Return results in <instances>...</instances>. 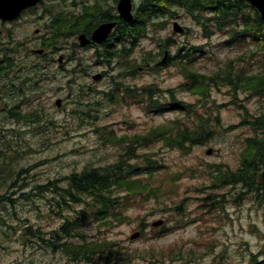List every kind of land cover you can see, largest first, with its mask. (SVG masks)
<instances>
[{
  "label": "rangeland",
  "instance_id": "374dc122",
  "mask_svg": "<svg viewBox=\"0 0 264 264\" xmlns=\"http://www.w3.org/2000/svg\"><path fill=\"white\" fill-rule=\"evenodd\" d=\"M65 1L42 0L34 10L23 12L11 22L4 24L0 20V56L5 54L7 48L12 49L16 41H24L26 46L15 53L11 52L15 68L8 72L7 78L0 79V127L5 129L2 133L4 137H0L16 150L11 151V158L10 152H7L10 170H5L0 176L7 177L11 171L15 173L16 162L17 166H26L29 170L26 178L28 186L17 190L13 196L18 197L35 183H45L71 171H80L87 164L114 162L120 157L121 145L108 141L109 138L106 140L109 134L105 138L102 130H95L97 127L113 131L118 136H132L144 131L146 133L154 125L173 117L174 113L170 111L164 115L145 113L139 104L132 101L130 105L113 104L107 92L111 84L115 89L114 81L121 80L131 88L152 85L161 90L176 88L180 98L189 102L199 98L204 103L200 111L205 116L212 113L208 120L212 133L206 136L202 144L194 145L184 152L164 147L160 143L137 147L136 153L140 155L137 160L143 161L142 156L147 154L163 166L152 178L160 191L156 193L157 197H153L150 192H142L136 201L129 202L128 207L118 206L117 212L125 215L126 220L117 222L109 232L111 240L118 244L120 256L117 261H112L115 258L111 257L110 264H264V192H253L249 180L246 183L239 182L237 188L225 183L221 185L219 183L222 181L216 176L221 168L229 170L239 166L247 139L249 144L264 141L263 135L251 136V131L260 127L264 131V126L255 121L258 116L264 119V101L259 98L247 101L251 96H243L242 91H239L232 104L228 89H217L214 86L206 97L201 98L183 86L186 75L171 64L172 60L159 70L154 67V62L141 64L143 56L148 60H161L163 56L159 53V40L170 36L168 46L162 49L165 54L162 60L167 54H175L176 45L207 43L205 54L198 56L191 70L212 76L220 66L226 67V62L233 60V68H248L249 75L254 79L261 75L260 68L248 60L254 59L252 54L258 52L259 48L249 41H244L240 46L233 44L226 47L221 44L226 35L220 32H214L206 39L192 17L177 9L174 18H162L165 24L161 29L151 26L148 37L141 39L132 51L131 55L136 56L132 59L138 62L136 73L123 77L119 75L121 70L116 68L110 72L109 77L97 83L98 91H91L89 84L93 80L86 72L99 71L100 67L94 64L89 48L73 46V43L78 44L76 36L58 40L56 50L51 46L46 48L47 61L32 52L33 49L42 48L41 39L51 30L49 11L54 15L61 10L73 11L72 0ZM75 1L77 4L82 1L90 4L92 0ZM132 2L135 8L140 0ZM110 14L113 15L112 12ZM45 22H48V28ZM174 24L181 26L183 31L174 30ZM10 35L14 39L10 40ZM173 40L176 45L172 44ZM149 52L152 56H148ZM60 54L65 56L61 65L63 68H60L56 60ZM78 60H81L86 72H81L80 68L69 72ZM33 65L44 68L40 88L33 95L29 89L31 84L26 82L22 85L25 94L22 97L21 82L32 75ZM10 82L15 87H11ZM57 98L61 99L59 106L54 103ZM14 105H18L22 112L42 114V122L51 118L54 124L44 125L45 132L37 133L32 124H23L13 117H7L10 115L9 109ZM79 110L87 111L89 117L80 114ZM207 149H211L212 153L206 154ZM45 159H49V162L42 165L37 163ZM188 168L194 170L193 173ZM33 199L34 202L20 198L13 207L10 204L0 206V217L5 221L14 220L13 214L22 220L27 217L28 222L45 231L57 227L61 220L48 215L47 201L40 197ZM237 200L238 205H233ZM175 208H178L179 213ZM160 219L169 230L154 234L149 228L153 221ZM141 224L147 225L145 235L141 239L132 238L131 235L135 234ZM95 225L83 230L87 240L95 236ZM66 240L71 241L68 242L70 244L83 241L77 236L67 237ZM29 242L22 243L18 233L5 228L0 222V264H98L96 259L90 258L93 255L91 253L79 257L73 256L71 250L58 249L53 253L50 249L39 247L34 241ZM172 254L179 260L173 262L166 258Z\"/></svg>",
  "mask_w": 264,
  "mask_h": 264
},
{
  "label": "trees",
  "instance_id": "16d2710c",
  "mask_svg": "<svg viewBox=\"0 0 264 264\" xmlns=\"http://www.w3.org/2000/svg\"><path fill=\"white\" fill-rule=\"evenodd\" d=\"M62 1L66 2L65 0ZM71 4L75 6L77 3L72 0ZM177 9L185 11L186 14L192 17L193 21L200 26L201 33L206 39H209L214 32H220L226 35L225 41L221 43L226 47H231L233 44H239L240 46V44H244V41L253 43L254 46L259 48L258 52L253 53V62L257 68H260L261 75L255 76L253 79L247 73L249 71L248 68H233V60L226 62L228 63L226 67L220 66L219 70L212 76L195 73L191 69L198 56L205 53L207 43L186 44V46L176 45L173 40L172 44H175L177 49L174 55H168L165 63H161L158 59L155 61V58L148 60L146 56H143L141 57V64L154 62V67L159 70L166 67L167 63L172 60L171 64L186 75L187 84L183 83V86L189 88L192 93L198 94L201 98L206 97L213 86L219 89L220 87L228 89L227 94L231 98L230 103L232 104L235 103L239 91L248 92L249 96H264V22L260 19L255 8L241 0H140L139 4L134 8L132 20L127 22L121 31L123 35L121 36L116 31L112 35V39L115 42L121 43L123 38L125 39L124 54L122 55L116 51L113 45L110 44L111 40H108L110 45H103L96 58L102 62H107V64L114 57L118 60L121 59L124 64L120 69L122 72H119L120 76L127 77L136 73L138 62L136 59H132L136 58V56L131 55L132 51L135 50L141 39L148 37L151 26L154 25L153 27H156L157 30L161 29L165 24L162 18H174L177 16ZM97 12L94 7L89 6L84 1L79 4L77 11L61 10L55 15L49 11L48 16L50 19L48 22L51 25V30L41 39V46L44 49L41 56L44 58L47 56L46 48L50 46L53 50H56L58 40L72 38L75 33L84 31L90 24L92 27L94 23L101 21L105 15L100 17ZM106 16L109 20L114 18L110 13L106 14ZM48 22H45L46 28H48ZM12 39L14 37L10 40ZM169 40L170 36L159 40L158 49L160 55L163 54L162 49L168 46ZM73 46L77 47L75 43H73ZM25 47L24 41L23 43L16 41L12 49L7 48L5 54L0 56V79L7 78L9 76L8 72L15 68L16 63H14V57L10 55L11 52L15 53L20 48ZM149 53L148 56H152ZM47 60L45 58V61ZM248 62H251L250 59ZM82 66L81 60H78L76 65L68 71L75 72L76 69L80 68L81 72H86L85 67ZM43 71L44 68L41 66H32V75L21 82L22 97H25L22 85L26 82L31 84L30 92L33 95L36 94V91L40 88V81L43 79L41 78L44 75V73H41ZM47 79L49 78L47 77ZM113 83L115 84V89L113 84H111L107 92L110 93V100L113 104L124 103L130 105L129 102L132 101L135 104H139L145 113L151 112L164 115V113L170 111L174 113L173 117L168 118L162 124L154 125L146 133L144 131L141 134L137 133L132 136H118L113 131H106L105 128L97 127L95 130H102L105 138L109 134L106 140L109 138L108 141H115L121 145L120 157L111 163L103 165L87 164L80 171H71L65 176L49 179L45 183H35L28 191L21 192L18 197L13 195L17 190H22L28 186L29 183L26 178L29 170L26 166H17L18 163L16 162L15 168L17 170L15 173L11 171L7 177L0 176L2 182L6 179L3 183L0 182L2 183L0 185V206L10 204L13 207L15 201L20 198L34 202V197H40L47 201L46 212L48 215L61 220L57 227L45 231L41 227L34 226L28 222L29 219L27 217L22 220L20 216L13 214L14 220L12 221H5L0 217V222L3 226L18 233L22 243L27 244L29 241H34L39 247L50 249L53 253L58 249L63 251L71 250L73 251L72 255L76 257L92 254L89 247L95 248L96 242L94 240L87 241L84 235L81 236L83 229L89 223L98 220L108 224L111 223L112 225L118 224L117 222H124L126 217L121 212H117L118 206L122 208L123 206L128 207L129 202L136 201L142 192H150L153 197H157L156 193L160 191V188L152 178L163 166L158 160L149 158L147 154L142 156L143 161L137 160L140 156L136 153L137 147L140 145L147 147L150 144L160 143L164 147L184 152V150H188L194 145L202 144L206 136L212 133V127L209 126L211 123L208 122L212 113L210 112L208 116H205L200 111V108L204 107V103L199 98L195 102L184 100L177 95L176 88L161 90L155 85L131 88L121 82L114 81ZM10 86L15 87L12 82H10ZM115 91H117L116 94L114 93ZM79 111L82 115L87 114L86 117L90 115L87 111ZM9 114L8 118L13 117L23 124H32L33 129L35 128L37 133L45 132L44 125L54 124L51 118L42 122V114H36L34 111H20L18 105L12 106L9 109ZM216 121L218 122V119ZM255 121L264 126V119L261 116L256 117ZM4 130L3 126H1L0 136L2 137H4L2 134ZM248 142L247 139V143L241 152L240 164L236 170H225L224 168L218 170L216 176L222 181L218 182L219 184L232 185L234 184L232 177L235 176L239 182L246 183L250 179L253 166L249 163L250 150L252 148H247ZM12 150L16 151L9 142L0 137V175L5 170H10V166L7 165V152H10L9 158H11ZM13 159L17 160L14 157ZM46 162H49V159L41 160L37 163L42 165ZM189 170L192 173L194 171L192 169ZM117 192H125V194L121 196L118 194L114 195ZM175 209L179 213L178 208ZM113 218L114 220L107 221V219ZM168 230L169 228L164 224L159 233ZM70 236H80L83 241L80 244H70L68 242L71 241L66 240ZM29 243L34 244L33 242ZM117 247H114L113 243H111V254L117 250ZM118 257L120 259L119 252L117 255L112 256V258H115L112 261L119 260ZM151 257L153 256L151 255ZM154 258L159 262L158 258ZM166 258L173 262L179 260L173 254ZM161 262L167 261L161 260ZM112 264H119V262H113Z\"/></svg>",
  "mask_w": 264,
  "mask_h": 264
},
{
  "label": "flooded vegetation",
  "instance_id": "af4514ba",
  "mask_svg": "<svg viewBox=\"0 0 264 264\" xmlns=\"http://www.w3.org/2000/svg\"><path fill=\"white\" fill-rule=\"evenodd\" d=\"M111 1V2H110ZM90 2V0H89ZM116 0H92L90 2V4H88L91 7H94V9L97 12V15H99L101 17V15H105L104 18L97 22L94 23L91 27L88 26L86 29H84V31H80L79 33H75L74 35H78V34H83L85 36L86 39H89L90 41L87 44L84 45H80V43L78 42L77 47H83V48H89L92 51V55L94 58V64L98 65V67H100V70L98 71L102 77H101V81L104 80L105 78L109 77L110 72L116 68L121 69V67L123 66L124 62L121 61V59H117L114 57V59L107 64V62H102L101 60L97 59L96 56L99 53V50L103 47V45H106L109 43L108 40L110 41V44L113 45L114 49L116 51H118L120 54H124L125 52V39L123 38V41L120 42H115L114 39H112V35L113 33L118 32L122 34V30L124 28V26H126L127 22H129L128 20L124 19L123 17H120L118 11H117V7H116ZM79 9V3L76 4L74 6V11H77ZM110 12L113 13L114 18L113 20L108 19V17L106 16V14L108 15ZM8 21H3V23H7ZM11 22V21H9ZM104 22H114V26L112 28V30L109 31L108 35L106 36L105 40L103 42H101L100 44L96 43L95 41L91 40V34L92 31L101 23ZM108 44V45H110ZM58 64V63H57ZM58 65H60L61 68H63L61 65L62 63H59ZM95 67V68H98ZM97 71H88L87 76H92L93 73H95ZM252 77V75H251ZM92 78V77H91ZM94 81L89 84V89L91 91H98L99 88L97 87V83L100 81ZM96 86V87H94ZM243 96H249L248 94L242 93ZM241 95V96H242ZM255 98H259L260 100L264 101V96L259 97V96H251V98H248L247 101L253 100ZM259 117V116H258ZM262 127H260V129L257 130H253V132L251 131V136L254 138L256 135L257 136H261L263 135V139H264V131L261 130ZM256 144H249V147L252 148V150H250V165L253 166V172H252V176L250 177L249 181H251V190L254 191H258L259 193L264 192V185L263 184H258L256 182V175H258L262 170H264V141L262 142L260 140V142H255ZM239 160V159H238ZM257 162V165L255 164ZM259 168V169H258ZM237 169V168H236ZM235 169V170H236ZM260 171V172H259ZM232 180L234 181V184L230 185L232 188H237L239 185V181L238 178L232 177ZM118 194L119 196L124 195L125 192H117L114 193V195ZM263 203H261L260 205H262ZM233 205H238V200L235 202V204ZM104 220V219H103ZM96 223V225H95ZM95 225V236H93V238H91L90 240H94L96 242V247L91 248V252H92V256L90 257L92 260L96 259L98 264H110V259L112 256L117 255L118 254V250H116L113 254H111L110 252V245L111 243H113L114 247H117L118 244L117 242H115L114 240H111L112 238L109 237V232L115 227L114 225H112L111 223H107V222H101V220L99 221H94L89 223L87 226L90 225ZM116 225V224H115ZM147 225L141 224L140 227L138 228V230H136L135 232H138V239L143 238V235H145V227ZM149 229H152L151 232H156L158 233V229H155L154 227H151ZM84 234H82L83 236ZM89 241V240H87Z\"/></svg>",
  "mask_w": 264,
  "mask_h": 264
},
{
  "label": "water",
  "instance_id": "95a60500",
  "mask_svg": "<svg viewBox=\"0 0 264 264\" xmlns=\"http://www.w3.org/2000/svg\"><path fill=\"white\" fill-rule=\"evenodd\" d=\"M39 0H0V20L2 21H11L14 20L19 13L31 6H34ZM249 2L254 8L257 9L261 19L264 22V0H245ZM117 10L120 17H123L126 20H131V0H119L117 3ZM114 26V22L102 23L100 24L92 33L91 40L101 43L105 40L107 34ZM174 30L180 31L181 28L174 24ZM80 45L87 44L90 40L86 39L83 34L78 36ZM36 53H42V50H35ZM62 58H58V62H61ZM100 75H94L93 78L97 79ZM60 99L55 101L56 105H60ZM211 152L210 149L207 150V154ZM256 181L259 184H264V171L262 174L256 176ZM161 221H156L153 223L154 226H157ZM137 234H132L131 237H136Z\"/></svg>",
  "mask_w": 264,
  "mask_h": 264
},
{
  "label": "bare ground",
  "instance_id": "6f19581e",
  "mask_svg": "<svg viewBox=\"0 0 264 264\" xmlns=\"http://www.w3.org/2000/svg\"><path fill=\"white\" fill-rule=\"evenodd\" d=\"M110 21V20H109ZM79 244V243H78Z\"/></svg>",
  "mask_w": 264,
  "mask_h": 264
}]
</instances>
